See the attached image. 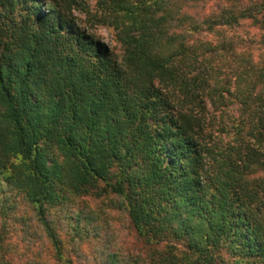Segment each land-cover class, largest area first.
Here are the masks:
<instances>
[{
    "label": "trees",
    "instance_id": "obj_1",
    "mask_svg": "<svg viewBox=\"0 0 264 264\" xmlns=\"http://www.w3.org/2000/svg\"><path fill=\"white\" fill-rule=\"evenodd\" d=\"M78 6L0 0L2 203L32 209L61 264L52 211L83 243L95 192L149 250L105 242L100 264H264V0L80 6L120 55Z\"/></svg>",
    "mask_w": 264,
    "mask_h": 264
},
{
    "label": "rangeland",
    "instance_id": "obj_2",
    "mask_svg": "<svg viewBox=\"0 0 264 264\" xmlns=\"http://www.w3.org/2000/svg\"><path fill=\"white\" fill-rule=\"evenodd\" d=\"M75 1L79 5L73 10L77 23L114 54L120 55L121 48L113 33L96 23L89 24L86 14L80 8L86 6L90 11H94L95 0ZM102 187L100 184V188ZM96 194L95 192L78 198L76 203V208H81L85 215L94 220L93 226L90 227L92 236L86 235L83 243H79V238L73 235L72 224L66 219V214L57 209L52 211L56 231L63 243L64 258L72 260L73 264H100L96 260V251L105 242L109 243L112 252L146 256L149 253L148 247L138 237L123 210L110 205L111 195L98 197ZM3 205L0 200V264H61L53 258L51 245L34 220L32 209L21 200L14 202V206L9 210L6 208L8 204Z\"/></svg>",
    "mask_w": 264,
    "mask_h": 264
}]
</instances>
